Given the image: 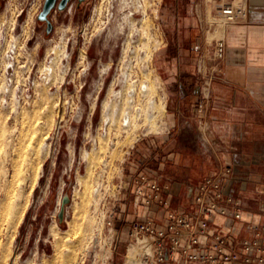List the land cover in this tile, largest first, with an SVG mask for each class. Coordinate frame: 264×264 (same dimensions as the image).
<instances>
[{"label": "rangeland", "instance_id": "obj_1", "mask_svg": "<svg viewBox=\"0 0 264 264\" xmlns=\"http://www.w3.org/2000/svg\"><path fill=\"white\" fill-rule=\"evenodd\" d=\"M45 1L0 0V264H104L135 210L120 181L169 127L159 55L174 14L170 0H70L42 19ZM240 1L212 0L199 56ZM133 244L107 264H143Z\"/></svg>", "mask_w": 264, "mask_h": 264}, {"label": "crops", "instance_id": "obj_2", "mask_svg": "<svg viewBox=\"0 0 264 264\" xmlns=\"http://www.w3.org/2000/svg\"><path fill=\"white\" fill-rule=\"evenodd\" d=\"M245 1L247 17L223 32L225 51L221 71L211 84L205 125L196 112V64L206 45L200 27L217 7L212 0L166 2L165 12L174 18L164 16L165 26L176 30L159 55L169 93V127L160 138L148 141L151 149L128 169L132 183L146 172L160 189L151 205L134 206L125 220L152 217L162 223L170 210H192L202 180L220 166L231 165L234 180L224 186L239 200L243 218L235 219L237 206L223 200L228 213L216 214L211 229L235 242L254 239L257 233L264 240V0ZM250 264H264V258Z\"/></svg>", "mask_w": 264, "mask_h": 264}, {"label": "built area", "instance_id": "obj_3", "mask_svg": "<svg viewBox=\"0 0 264 264\" xmlns=\"http://www.w3.org/2000/svg\"><path fill=\"white\" fill-rule=\"evenodd\" d=\"M247 12L245 0L221 7L219 13L222 18L219 21L224 25L223 32L228 26L244 20ZM215 22L216 18L211 25ZM224 51L225 37L222 34L205 48L197 60L196 72L201 81V95L197 100L196 112L202 125L207 122L211 84L221 71L220 61ZM233 180L232 166L222 165L215 173L207 175L198 185L195 206L192 210H170L162 223L155 222L152 217L128 221V226L125 228L126 234L123 237L111 230L113 239L106 247L103 263L107 264L112 260L120 242H127L126 254L129 246L137 242L140 247L137 255L143 264H250L262 261L264 240L259 238V233L254 239L235 242L227 234L211 229L216 214L228 213V208L222 204L223 200L237 206L233 212L235 219L243 218L242 212L238 209L239 200L230 196L224 186V183L229 184ZM131 183L132 178L125 177L120 181V187L125 188ZM157 184L156 180L149 179L146 172L143 173L133 183L134 206L151 205L157 198L156 192L160 189ZM124 200H127L125 194ZM156 203H161V199ZM119 219H123V214H120ZM119 227L117 225L116 228ZM238 246L241 247V251L238 250Z\"/></svg>", "mask_w": 264, "mask_h": 264}, {"label": "water", "instance_id": "obj_4", "mask_svg": "<svg viewBox=\"0 0 264 264\" xmlns=\"http://www.w3.org/2000/svg\"><path fill=\"white\" fill-rule=\"evenodd\" d=\"M70 0H46L44 4V8L42 13L40 14V17L42 19H47L48 14L55 8L58 7V9L62 10L65 9L68 5Z\"/></svg>", "mask_w": 264, "mask_h": 264}, {"label": "bare ground", "instance_id": "obj_5", "mask_svg": "<svg viewBox=\"0 0 264 264\" xmlns=\"http://www.w3.org/2000/svg\"><path fill=\"white\" fill-rule=\"evenodd\" d=\"M142 87H144V84H143V86ZM146 88V87H145ZM155 101V100H154ZM154 101H152V103H154ZM155 104V103H154ZM156 109V108H155ZM128 113V112H127ZM126 114V113H125ZM150 114V113H149ZM155 119V118H154ZM130 121H131V117H130V115L129 114H127L126 116H125V123L126 124H129L130 123ZM159 128V127H158ZM139 138V137H138ZM136 141V140H135ZM131 144V143H130ZM132 145V144H131ZM11 199V198H10ZM8 207V206H7ZM6 207V208H7ZM7 209H9V208H7ZM2 225V224H1ZM56 236V235H55ZM129 253H135L134 255H136V247L135 246H129V249H128V252H127V254H126V257H128V254ZM133 255V256H134ZM127 260V259H126ZM125 264H126V262H125Z\"/></svg>", "mask_w": 264, "mask_h": 264}]
</instances>
